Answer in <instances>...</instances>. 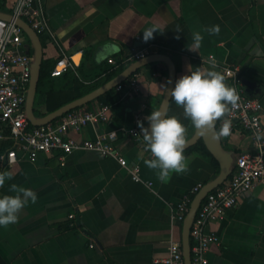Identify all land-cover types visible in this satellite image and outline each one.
<instances>
[{"label":"crops","instance_id":"0c3cea01","mask_svg":"<svg viewBox=\"0 0 264 264\" xmlns=\"http://www.w3.org/2000/svg\"><path fill=\"white\" fill-rule=\"evenodd\" d=\"M16 1L7 0L4 13L12 15ZM43 3L52 35H40L42 61H51L52 70L63 51L78 66L73 72L85 84H95L105 79L113 65L109 59L128 67L132 63L127 60L137 50L153 46L151 55L173 60L176 80L197 67L219 71L223 66H238L243 79L258 84L255 91L248 90L249 95L264 105V0ZM211 26H218L219 32L209 33ZM149 28L156 30L144 41L143 31ZM195 32L203 36L199 47L194 46ZM25 46L29 51L34 48L26 38ZM137 74L138 95L119 92L123 95L113 105L108 122L89 124L71 136L94 140L115 132L116 148L140 168L144 182L134 181L114 158L91 150L74 151L65 164L57 151L41 154L35 162L23 159L8 164L5 156L11 141L0 128L6 135L0 137V172L13 174L0 185V195H15L13 184L37 194L35 202L29 198L20 210L17 222L0 226V264H166L170 242L182 243L183 222L172 219V204L180 203L195 186L213 181L217 165L201 153H190L185 155V171L161 180L145 163L152 154L145 146L142 125L147 126L150 112L162 110L170 70L165 61L156 60ZM52 77L54 84L62 83ZM104 102L105 94L91 108ZM48 114L47 104L35 103L36 117ZM137 114L142 116L139 140L126 133L135 126ZM167 115H175L187 131L194 128V135L196 126L173 98ZM225 119L227 113L218 118V130ZM220 136L233 167L242 154L255 152L252 137L238 126H230V132ZM207 229L219 238L207 254L208 264H264V184L244 195L227 219L212 222Z\"/></svg>","mask_w":264,"mask_h":264},{"label":"built area","instance_id":"2783aa9c","mask_svg":"<svg viewBox=\"0 0 264 264\" xmlns=\"http://www.w3.org/2000/svg\"><path fill=\"white\" fill-rule=\"evenodd\" d=\"M11 16L13 19L10 21L0 18V128L8 132L7 136L11 141L5 156L6 162L13 164L23 159L35 162L39 155L57 151L60 152L62 164H65L66 156L74 151L91 150L114 158L122 168L128 170L134 181L144 182L140 176V168L132 166L116 148L115 132L98 136L94 140L78 141L71 136L72 131L79 132L89 124L108 122L113 113L112 105L102 103L92 110L79 107L42 126H33L30 123L26 100L34 57L25 46L24 30L16 20L24 19L39 36L45 33L52 35V32L45 15L43 0H17ZM152 50L153 46L142 47L127 61L133 63L141 60L150 56ZM108 61L119 65L113 59ZM77 67L72 56L62 51L51 75L62 76L69 71H76ZM219 71L224 75L228 86L234 88L238 94L237 102L229 104L228 107L227 118L231 120V127L238 126L250 134L255 152L242 154L229 178L210 192L199 207L190 232L192 264H208L207 254L210 247L219 241L218 236L207 229L208 225L227 219L244 195L256 185L264 184V105L258 98L249 95L238 66H223ZM115 89L127 96L138 95L140 83L137 72ZM141 123L142 116L137 114L135 126L126 133L138 140L142 139ZM4 136L6 135L0 133V137ZM147 184L151 186L152 182ZM202 187L201 184L195 186L191 194L180 203L172 204L174 221L184 222L195 195ZM69 217L73 219L75 216L71 214ZM168 249L166 264H185L181 242L171 241Z\"/></svg>","mask_w":264,"mask_h":264},{"label":"clouds","instance_id":"9594fccd","mask_svg":"<svg viewBox=\"0 0 264 264\" xmlns=\"http://www.w3.org/2000/svg\"><path fill=\"white\" fill-rule=\"evenodd\" d=\"M19 11V7L17 9ZM156 29L143 31V40L153 37ZM209 33H218V26L207 28ZM203 40L200 32L193 33L194 46L199 47ZM177 105L183 107L184 115L190 118L198 128H211L217 118L228 112V105L235 104L238 94L225 83L224 75L214 68L197 67L195 70L180 76L169 90ZM146 119L147 126L142 125L144 140L152 158L145 163L157 171L161 180L168 178L172 172H183L187 169L186 127L175 115L169 116L164 111L154 110ZM231 120L225 119L218 135L230 132ZM11 171L0 172V185L11 179ZM15 195H0V226H8L18 220V213L29 202L37 200L34 190L11 185Z\"/></svg>","mask_w":264,"mask_h":264},{"label":"water","instance_id":"95a60500","mask_svg":"<svg viewBox=\"0 0 264 264\" xmlns=\"http://www.w3.org/2000/svg\"><path fill=\"white\" fill-rule=\"evenodd\" d=\"M0 18L5 19L7 21L12 20V16L6 13L0 12ZM17 24L22 27L26 36L31 40L34 45V62H33V71L31 76V81L29 85V90L27 93V100H26V112L30 123L33 126H42L48 124L50 122L55 121L56 119L62 117L66 113L76 108L85 106L94 100H97L110 90L116 88L118 85L125 82L132 74L136 73L140 68L143 66L154 62L156 60H163L165 61L170 70L169 75V82L168 87L166 90V94L164 97V102L162 105V110L166 114L169 110L172 96L170 94V89L174 86L176 81V66L173 60L161 54H153L147 56L141 60L135 61L130 64L121 74L114 77L109 82L105 83L104 85L98 87L97 89L93 90L92 92L78 98L68 104L63 105L62 107L58 108L54 112L50 114L38 118L35 115V101L36 95L38 91V85L41 75V67H42V59H43V46L40 39V36L34 31V29L24 20V19H17ZM243 83L249 91H255L258 87V84L250 81L249 79H243ZM218 118L214 121V124L211 128H198L196 127V131L194 135L186 140V147L185 150L189 149L193 145H195L200 140H203L207 149L213 154L215 159L218 161L220 166V172L216 176V178L204 185L201 190L195 195L191 205L189 212L183 222L182 227V248H183V255H184V262L185 264H192V249H191V241H190V232L193 221L197 214L199 207L201 206L202 202L204 201L205 197L216 188L220 187L230 176L232 171V157L228 153L224 152L223 150V142L221 136L218 135ZM184 150V151H185Z\"/></svg>","mask_w":264,"mask_h":264},{"label":"trees","instance_id":"16d2710c","mask_svg":"<svg viewBox=\"0 0 264 264\" xmlns=\"http://www.w3.org/2000/svg\"><path fill=\"white\" fill-rule=\"evenodd\" d=\"M7 0H0V12L4 13L7 12L6 9ZM25 38L31 42V40L26 36ZM30 54L34 57L35 50L32 47L30 50ZM51 61L43 60L42 67H41V75L38 85V91L36 95L35 103L40 104H47V110L49 113L54 112L58 108L62 107L65 104H68L82 96L92 92L93 90L97 89L98 87L104 85L105 83L112 80L115 76L121 73L127 65H124L118 62V66L111 65L106 70V77L105 79L95 83V84H85L79 76L73 72L69 71L62 76L56 77L61 84H54L51 81V71L52 67L50 68ZM53 78V77H52ZM123 94L116 91V89H112L105 94L106 102L105 104L115 105L120 99ZM100 100V98H98ZM94 101L82 106V108L87 110H92ZM194 129L191 128L188 131L186 130V140L190 139L193 135ZM198 152L201 153L203 156L209 157L216 165H217V172L215 177L220 172V167L218 161L215 159L213 154L207 149L203 140H200L195 145L190 147L189 149L184 151V155H188L190 153Z\"/></svg>","mask_w":264,"mask_h":264},{"label":"rangeland","instance_id":"374dc122","mask_svg":"<svg viewBox=\"0 0 264 264\" xmlns=\"http://www.w3.org/2000/svg\"><path fill=\"white\" fill-rule=\"evenodd\" d=\"M194 129V128H193Z\"/></svg>","mask_w":264,"mask_h":264}]
</instances>
